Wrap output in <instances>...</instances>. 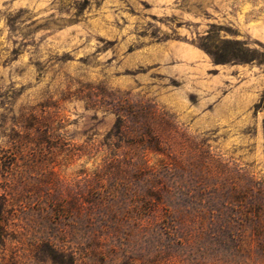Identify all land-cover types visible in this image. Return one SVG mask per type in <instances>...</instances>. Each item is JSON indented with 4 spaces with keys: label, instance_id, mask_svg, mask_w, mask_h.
I'll list each match as a JSON object with an SVG mask.
<instances>
[{
    "label": "rangeland",
    "instance_id": "374dc122",
    "mask_svg": "<svg viewBox=\"0 0 264 264\" xmlns=\"http://www.w3.org/2000/svg\"><path fill=\"white\" fill-rule=\"evenodd\" d=\"M0 264H264V0H0Z\"/></svg>",
    "mask_w": 264,
    "mask_h": 264
}]
</instances>
